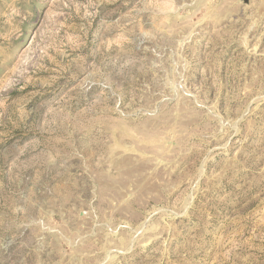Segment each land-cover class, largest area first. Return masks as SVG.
Listing matches in <instances>:
<instances>
[{"label": "rangeland", "instance_id": "rangeland-1", "mask_svg": "<svg viewBox=\"0 0 264 264\" xmlns=\"http://www.w3.org/2000/svg\"><path fill=\"white\" fill-rule=\"evenodd\" d=\"M0 264H264V0H0Z\"/></svg>", "mask_w": 264, "mask_h": 264}]
</instances>
